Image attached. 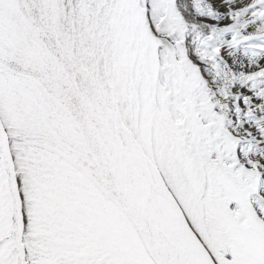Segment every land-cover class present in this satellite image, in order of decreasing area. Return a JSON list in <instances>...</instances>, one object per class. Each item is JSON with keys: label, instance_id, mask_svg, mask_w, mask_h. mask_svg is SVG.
Instances as JSON below:
<instances>
[{"label": "snow or ice", "instance_id": "6c2138e0", "mask_svg": "<svg viewBox=\"0 0 264 264\" xmlns=\"http://www.w3.org/2000/svg\"><path fill=\"white\" fill-rule=\"evenodd\" d=\"M0 264H264V0H0Z\"/></svg>", "mask_w": 264, "mask_h": 264}]
</instances>
